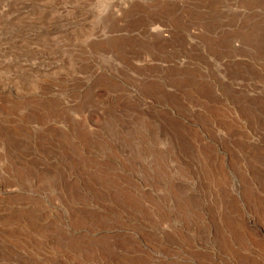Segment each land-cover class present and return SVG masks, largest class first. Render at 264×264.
Here are the masks:
<instances>
[{
  "label": "rangeland",
  "instance_id": "1",
  "mask_svg": "<svg viewBox=\"0 0 264 264\" xmlns=\"http://www.w3.org/2000/svg\"><path fill=\"white\" fill-rule=\"evenodd\" d=\"M0 264H264V0H0Z\"/></svg>",
  "mask_w": 264,
  "mask_h": 264
}]
</instances>
